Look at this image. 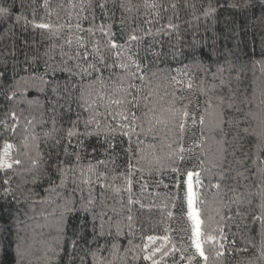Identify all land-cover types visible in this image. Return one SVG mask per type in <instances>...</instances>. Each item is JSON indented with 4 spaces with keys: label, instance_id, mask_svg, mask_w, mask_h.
<instances>
[{
    "label": "trees",
    "instance_id": "obj_1",
    "mask_svg": "<svg viewBox=\"0 0 264 264\" xmlns=\"http://www.w3.org/2000/svg\"><path fill=\"white\" fill-rule=\"evenodd\" d=\"M97 2L0 0V6L12 8L11 19L0 20V157L8 142L13 145L8 162L22 161L0 170V264H82L84 246L74 250L70 243L79 232L90 241L95 237L91 247L100 249L103 264H151L143 256L157 248L159 264H204L193 259L191 247L189 172L202 233L215 237L204 243L208 264H264V0H156L162 6L157 9L144 0H107L104 10ZM209 6L216 11L205 16ZM20 15L27 22L17 23ZM170 19L179 27L159 31ZM42 22L52 28L33 26ZM100 25L105 31L111 26V38L124 46L121 57ZM134 30L143 39L129 43ZM77 37L85 48L78 47ZM78 51L90 53L87 62L76 57ZM129 57L138 61L139 71ZM88 63L101 73L81 74ZM120 63L129 65L126 72L114 66ZM132 72L144 79H133ZM101 74L103 82L95 79ZM129 83L135 84L130 91L136 101L123 107L135 112L138 125L131 152L119 117L113 119L104 106L108 98H121L114 90L118 85ZM54 87L64 96L63 108L55 104ZM172 109L190 113L183 131ZM120 110L114 104L110 109ZM94 112L101 113L99 127L93 123L94 134L79 137L80 166L61 186L58 168L66 165L60 162L74 160L64 155L67 132L75 122L83 133Z\"/></svg>",
    "mask_w": 264,
    "mask_h": 264
},
{
    "label": "snow or ice",
    "instance_id": "obj_2",
    "mask_svg": "<svg viewBox=\"0 0 264 264\" xmlns=\"http://www.w3.org/2000/svg\"><path fill=\"white\" fill-rule=\"evenodd\" d=\"M89 2L91 3V0H89ZM47 3V0H45V4ZM106 3L107 0H98V2L96 3V7L100 8L101 10H104L106 8ZM145 6L148 8H153V9H157L158 7H162L161 5H158V3L156 2V0H152V2L150 3L149 0H144ZM173 9H175L177 7V5L175 3H172L170 5ZM233 7H235L236 5H232ZM21 7H23V4H21ZM120 7H124V4L121 3ZM82 10H83V6H82ZM130 10V9H129ZM164 11H167V8H164ZM216 11L215 8L209 6V8L205 11L204 15L205 16H209L214 14ZM159 11H157L154 15L155 16H159ZM12 17V8L11 7H5V6H0V20H6V19H11ZM25 20V22H27V18L24 17L23 15L17 16L16 17V21L17 23H19L20 20ZM148 24H151L152 21H145ZM35 28L38 29H45V30H50L52 28V25L49 23H35L33 25ZM77 28L80 27L79 24L76 25ZM105 25H100L99 26V31L104 35L109 37V47L111 49H115V55L117 57H121L122 56V50H123V45H120L116 42L115 39H112V33L110 31V25L107 26V28L109 29L108 31H105ZM179 26L177 24L172 23L171 19L169 20V22L162 27L159 31L164 32L165 34H168L167 31H165V29L168 30H176ZM87 31L90 34H94L93 33V29L89 28L87 29ZM146 35H151V30L149 29L146 33ZM143 39V37L138 36L135 34V30L132 34L129 35L128 37V41L129 43L132 42H137L139 40ZM67 43L69 45L72 44V40L69 39L67 41ZM77 45L79 48H85V44L83 42V38L82 37H77ZM93 51H96L98 53V48H94ZM193 56V59L195 60L196 56H197V52L195 50H193V52L191 53ZM90 53H88L87 51L81 53V52H77L76 53V57L81 58L82 60H84L85 62H87L88 57H89ZM71 59V57H70ZM129 59L131 60L132 65L139 71L140 70V64L138 63L137 60L132 59L131 57H129ZM99 61L101 64L104 65V67H108L109 65H107V63L105 62V59L103 56H99ZM119 67L120 69H122L123 71H127L129 68L128 64L125 63H120L118 65H114ZM222 71V69H221ZM80 72L81 74H86V75H92V73H101V69L99 67H97V65L95 63H88L87 67H80ZM131 77L133 79H139V80H143L144 77L143 75H137V72H132L130 73ZM96 80H99L101 82H103V77L102 74L95 77ZM47 83V82H45ZM177 83H179V81H177ZM188 87L191 88L192 85L189 83ZM135 88V84L133 83H129L128 86L125 88L123 87V85H118L114 90L118 93H121L122 96L120 99H111L108 98L107 102L105 103V108L106 111H108V115H112L113 119H116L117 117H119V121H118V127H120L122 129V131L120 132V134L122 136H127L129 139V148L128 151L131 152L132 148H131V136L133 133L136 132V128L138 127V125H136V114L135 112H132L130 109L128 108H124L123 105L125 104H132L134 101H136V97L135 95H133V93L130 91V89ZM52 92L54 94V96L56 97V101L55 104H59V106L61 108L64 107L63 104H60L59 102L61 100L64 99V96H62L57 88H53ZM65 94L68 96V111H71V89H65ZM15 95V93H13V96ZM131 96L132 99L129 100L128 97ZM12 96L9 97V99H11ZM83 94L81 95V100H83ZM100 101H104L105 97L104 96H100L99 97ZM86 102V101H85ZM87 103V102H86ZM93 103H95V101H93ZM116 105L118 107H120V111L116 112V113H112L110 111L111 106L112 105ZM89 108H91V104L88 105ZM53 111H55V105L53 107ZM11 118L13 119V121H16L18 118L16 116L15 112L10 113ZM101 113L99 112H94V114L92 116H90V118L86 121H84V125H85V131L83 133H80L78 131L75 130V122H73V126L68 130L67 132V136H66V143L64 145L63 151H64V155L66 157H73L74 160L72 161H61L60 163L62 165H66V167H59L58 171L60 173V184L61 186L64 185L65 180H66V175L68 172H75L76 169L80 166L79 162L81 160V153L80 151H78L77 149H83L84 147V142L83 140H80L79 137L81 135L88 137L93 135L94 133L92 131L89 130V126L92 125L93 123H95L97 125V127H99V121L97 120V116H100ZM170 115L171 118L174 121H177L176 126L179 128V130L183 131L184 127H185V122L187 120V118L189 117L190 113L184 109V110H179V109H172L170 110ZM193 122H195V119L193 118ZM203 121V117H201L200 119V123L202 124ZM5 127L8 128L9 126L6 124L5 122ZM12 132H15V127L12 126L10 129ZM113 131H115V129H113ZM138 135V134H137ZM76 137L77 141L75 144H73V138ZM56 144L59 145L60 144V140L56 141ZM114 145L113 144H109V148H113ZM13 148V145L11 143L5 142L4 143V147H3V157H0V170H10L13 168V165H20L22 163L21 160L19 159H15L13 160L11 163L8 162V157L10 155V150ZM69 148L73 149V151H69ZM181 151H183V149H181ZM98 164H103L104 161H97ZM32 164L33 166H36L38 164V161L33 159L32 160ZM94 165L89 164L88 166V171L92 172L94 170ZM129 169L131 170V168L133 167V165L131 164V162H129L128 165ZM174 171H176V169H174ZM81 174L83 175V169H81ZM193 173L189 172L187 173V180H186V200H187V207H188V211H187V216L189 218V220L191 221V247L194 248L195 250V255L193 257V259H195L196 257H199L203 260L204 264H208V255L205 252L204 249V243L206 241H214L215 237L211 236V235H206L205 233H202V221L199 218V213L196 210V208L194 207L196 199H197V193L194 192L193 190ZM131 176V171L129 172V178L127 179V184L129 186V191L131 189V184L132 181L130 179ZM197 176V180L196 183L199 184V174H196ZM99 179V177H97ZM84 183H91L90 180L86 179L83 181ZM9 183V180L5 179L3 181L4 185H7ZM103 186V185H102ZM217 187H219V185H217ZM5 194H9V189L5 188ZM133 201L130 199L129 203H132ZM89 204L92 203V200L88 201ZM73 208H67L66 211H73ZM87 209H85L86 211ZM62 221H63V216H62ZM129 219H131V217H129ZM254 219H259L258 217H254ZM261 223H264V220L261 221ZM102 227V225H101ZM64 230V225L62 224L61 227V232H63ZM93 232H95V225L93 226ZM101 235H103V233H100ZM154 239H156L155 237L149 236L148 240L149 241H153ZM164 239H167V237H164ZM95 237L92 238V240L90 241L86 235L85 232H79L74 234V237L70 239V243L73 247V249H77L79 247H81L82 245L83 247V251L85 253L84 256L81 257V261L82 264H87V258L90 256L91 257V261L92 264H103V257L99 256V252L100 249H92L91 244L95 243ZM116 246L113 245V248H115ZM222 247V245H221ZM147 248V245H145V249ZM161 252V249L157 248L154 251L150 252L147 255L143 256V259L146 261H151V264H159V261L154 259V256L156 255V253ZM167 252H164L163 255H167ZM217 255H223L222 252H217Z\"/></svg>",
    "mask_w": 264,
    "mask_h": 264
}]
</instances>
